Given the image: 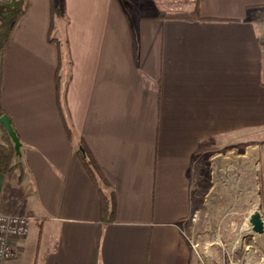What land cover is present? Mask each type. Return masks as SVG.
I'll return each mask as SVG.
<instances>
[{
	"label": "crops",
	"instance_id": "crops-1",
	"mask_svg": "<svg viewBox=\"0 0 264 264\" xmlns=\"http://www.w3.org/2000/svg\"><path fill=\"white\" fill-rule=\"evenodd\" d=\"M196 1L29 0L0 92L23 177L0 173V210L34 219L5 264H203L186 233L198 159L246 154L248 140L264 220V0H200L204 20L159 16L192 15ZM83 144L115 199L111 222Z\"/></svg>",
	"mask_w": 264,
	"mask_h": 264
},
{
	"label": "rangeland",
	"instance_id": "rangeland-1",
	"mask_svg": "<svg viewBox=\"0 0 264 264\" xmlns=\"http://www.w3.org/2000/svg\"><path fill=\"white\" fill-rule=\"evenodd\" d=\"M54 35L64 37L61 24ZM198 162V170L194 172L200 186L198 208L186 225V233L197 244L204 264H219L223 249L235 260L250 259L248 264L255 261L264 264V232H255L252 224L254 212L263 220L254 141L248 140L246 154L215 148L199 157Z\"/></svg>",
	"mask_w": 264,
	"mask_h": 264
},
{
	"label": "trees",
	"instance_id": "trees-1",
	"mask_svg": "<svg viewBox=\"0 0 264 264\" xmlns=\"http://www.w3.org/2000/svg\"><path fill=\"white\" fill-rule=\"evenodd\" d=\"M29 7V0H0V92L2 87L3 78V56L5 49L12 38L14 29L20 19L26 14ZM61 7L54 10L55 14H59ZM160 17L174 18V19H201L205 18L201 14L200 0L196 1V10L194 14L189 15L186 13L176 12L169 14H161ZM6 114L2 108H0V117ZM0 131L2 132L3 139L0 142V173L6 175L12 173L16 169L21 170V178L23 177V165L22 163H16L15 157L17 155L15 146L11 137L4 125L0 122ZM68 132H71L68 129ZM83 150L80 148L77 151L78 157L85 168L88 176L94 183L100 198L101 215L104 223H108L114 220L116 213V202L114 197L107 196L101 187L104 179L101 175V171L94 161V158L86 145H82Z\"/></svg>",
	"mask_w": 264,
	"mask_h": 264
},
{
	"label": "built area",
	"instance_id": "built-area-1",
	"mask_svg": "<svg viewBox=\"0 0 264 264\" xmlns=\"http://www.w3.org/2000/svg\"><path fill=\"white\" fill-rule=\"evenodd\" d=\"M33 219L29 215L6 214L0 210V264H5L16 255L17 242L29 235ZM194 247H197V244H194ZM206 252L208 257L213 258L212 253ZM199 256L204 264L205 261L201 258L200 253ZM249 260H235L229 251L223 249L219 264H248ZM254 264L262 263L255 261Z\"/></svg>",
	"mask_w": 264,
	"mask_h": 264
},
{
	"label": "water",
	"instance_id": "water-1",
	"mask_svg": "<svg viewBox=\"0 0 264 264\" xmlns=\"http://www.w3.org/2000/svg\"><path fill=\"white\" fill-rule=\"evenodd\" d=\"M0 122L4 125L5 129L9 133L11 140L14 143L16 153L20 155L21 154V141L14 129L10 116L7 114L2 115L0 117ZM81 149L83 150V147H81ZM252 224H253V229L255 232L257 233L264 232V221L262 220V218L260 217L258 213H255L253 215Z\"/></svg>",
	"mask_w": 264,
	"mask_h": 264
},
{
	"label": "bare ground",
	"instance_id": "bare-ground-1",
	"mask_svg": "<svg viewBox=\"0 0 264 264\" xmlns=\"http://www.w3.org/2000/svg\"><path fill=\"white\" fill-rule=\"evenodd\" d=\"M256 212H254L253 214H255Z\"/></svg>",
	"mask_w": 264,
	"mask_h": 264
}]
</instances>
